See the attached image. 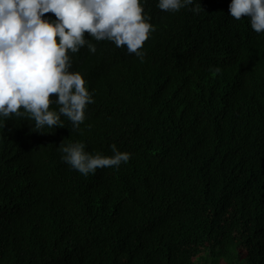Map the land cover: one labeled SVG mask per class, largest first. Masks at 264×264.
Here are the masks:
<instances>
[{
	"label": "trees",
	"instance_id": "trees-1",
	"mask_svg": "<svg viewBox=\"0 0 264 264\" xmlns=\"http://www.w3.org/2000/svg\"><path fill=\"white\" fill-rule=\"evenodd\" d=\"M198 2L141 0L143 61L94 39L71 54L94 100L82 134L0 116V264H264V33ZM65 139L131 157L85 177Z\"/></svg>",
	"mask_w": 264,
	"mask_h": 264
},
{
	"label": "clouds",
	"instance_id": "clouds-1",
	"mask_svg": "<svg viewBox=\"0 0 264 264\" xmlns=\"http://www.w3.org/2000/svg\"><path fill=\"white\" fill-rule=\"evenodd\" d=\"M193 5L194 0H159L157 6L198 14L200 3ZM229 12L235 20L247 17L255 32L264 33V0H232ZM49 13L54 20L45 18ZM150 21L141 0H0V116L34 121L41 134L64 128L67 119L71 133L82 134L86 108L94 100L84 75L71 71V54L85 46L95 54L94 39L126 48L143 61L142 48L156 30ZM65 141L58 148L62 160L85 177L97 169L119 168L131 157L115 144L113 154L104 156L87 152L83 142Z\"/></svg>",
	"mask_w": 264,
	"mask_h": 264
}]
</instances>
